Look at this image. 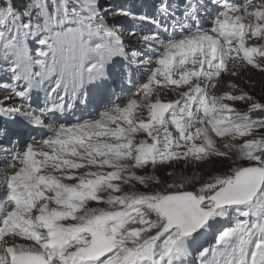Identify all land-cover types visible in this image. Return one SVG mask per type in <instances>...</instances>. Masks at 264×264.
<instances>
[{
	"label": "snow or ice",
	"instance_id": "1",
	"mask_svg": "<svg viewBox=\"0 0 264 264\" xmlns=\"http://www.w3.org/2000/svg\"><path fill=\"white\" fill-rule=\"evenodd\" d=\"M138 7L143 0H0V90L7 93L0 100V155L22 165L0 177L6 189L0 195V264H264V104L253 101L239 113L223 101L251 96L209 95L233 54L262 67L254 55L264 58V46L246 47L245 37L250 31L249 38H264V23L242 22L235 0H182L176 7L159 0L151 15ZM244 11L264 21V10ZM209 15L205 29L202 19ZM144 24L155 31L145 34ZM177 29L186 35L174 38ZM145 69L150 74L137 95L152 96L154 85L186 90L174 101L130 99L96 119L46 125L44 117L59 120L58 113L81 104L110 103L115 85ZM40 93L37 114L32 105L34 98L41 102ZM140 108L147 120L135 114ZM45 127L52 135L36 142L40 149L27 139L21 145L24 132L34 140ZM209 128L216 137L247 139L221 151ZM138 133L151 142H137ZM233 150L243 163L233 161L198 188L187 190L181 178L163 190L122 191L121 183L132 180L145 187L161 183L131 169L181 160L207 164L212 157L231 159ZM105 166L113 170L74 171ZM49 167L59 175L47 173ZM6 237L33 243L9 245Z\"/></svg>",
	"mask_w": 264,
	"mask_h": 264
},
{
	"label": "rangeland",
	"instance_id": "2",
	"mask_svg": "<svg viewBox=\"0 0 264 264\" xmlns=\"http://www.w3.org/2000/svg\"><path fill=\"white\" fill-rule=\"evenodd\" d=\"M246 0H241V7H240V14L242 17H244L243 21L245 24L253 23L254 19L252 17H248L244 11L246 9L243 7V4ZM109 3L112 4H140L141 0H108ZM159 2V0H143V7H138L134 9L135 11H143L147 12L149 15L152 13V5ZM182 0H172L173 7H176L178 4H180ZM150 5V6H149ZM258 7L254 6L253 11L257 10ZM250 12L249 10H247ZM125 27L130 26V22L123 21ZM143 28V31L145 34H151L155 31L153 26L151 24H144L141 26ZM207 29V28H205ZM139 30V29H138ZM177 31H181L177 29ZM176 36L178 34L176 33ZM125 40H132L135 43L136 38L130 36L127 32H125L124 35ZM246 46V45H245ZM253 46V47H261L264 46V40H261L259 42H256L254 38L250 40L249 44L246 46ZM242 53L240 56L242 57ZM156 58H158V53L153 54L151 59L154 61ZM144 59H147V57H144ZM230 65L232 66L233 63L242 64V66L245 68V73L241 75L232 76L230 75L228 78H223V81L220 82L221 75L215 79H217V83H215L214 87L211 89V92H209L210 96H222L225 94L233 95V96H239L241 94H247L252 97V100L254 102H259L264 104V58L259 57L258 55H254V61L257 64H260L262 67L257 68L253 65L247 66V62L243 61L242 59L238 58L233 54L232 57L229 59ZM236 64V66H237ZM155 65L152 64L150 67H154ZM238 67V66H237ZM254 68H257L255 71ZM150 73L147 72L145 69L143 72V75L139 72L135 73V75L132 77V82H128L127 80L122 83L114 86V94L111 95L110 103H105L103 106L99 105H92L91 107H86L85 105L81 104L79 107H74L72 110L68 111L64 115H60L59 120H57L55 117L52 119H48L45 117V123L46 125H51L52 128H58L60 126H72L76 124L78 121L82 122L84 120H91L99 118L100 113L113 108L116 105H119L121 107L125 106L126 103L130 99H136L138 103L140 104H147L149 102H154L157 97L161 99L162 102H170L174 101V99H178L180 92L186 90L184 87L177 88L175 86H168L167 88L164 87H158L153 86L156 90L153 93L152 96L145 97L143 94L137 95L139 92L138 84L143 83L146 81L147 75ZM139 76V77H138ZM174 87V88H173ZM127 88V89H126ZM243 91V92H242ZM229 92V93H228ZM236 94V95H235ZM7 95L6 92L0 90V100H3L4 97ZM256 95V96H255ZM175 97V98H174ZM40 103L37 104V101L33 100V107L38 108L43 107V93H40ZM253 101H233L230 99H226L223 102L228 104L230 108L234 110V112L240 111L239 113H244L248 110L250 107V104ZM108 104V105H106ZM99 106V108H97ZM105 107V108H104ZM96 109L97 112L95 111ZM95 113H94V112ZM242 111V112H241ZM83 112V113H82ZM93 112V114H91ZM90 114L92 116H90ZM96 114V115H95ZM139 118H143L145 120L148 119V114L146 109L140 108L135 113ZM228 115H231L232 113H225ZM95 115V116H94ZM70 118V119H69ZM253 118L255 119V116L253 115ZM69 121V122H68ZM56 122V125H53L52 123ZM10 127H18V125H9ZM200 126V125H196ZM114 127V125H113ZM170 130L173 131V134L176 135L174 128L170 127ZM52 135V131L50 128L45 127L42 132L33 133V136L35 139L28 138L27 132L23 133V138L21 139V145L24 143V139H27V142L33 143L34 148L40 149L42 147L41 144L36 143L37 141H41L43 139H47ZM209 135L212 137V139L215 142L216 147L221 151H227V149L224 148L225 144H242L244 142V139L247 138H236L232 139L231 137L225 136V137H216L214 133L211 132L209 128ZM101 139H109V138H101ZM142 139H148L149 142L150 138L147 137L146 133H138L136 135V141L139 142ZM197 143H200V141H196ZM45 151H50V149H47L46 147L43 148ZM231 159L227 157H212L211 163H203V162H197V161H191L187 165L183 160L181 161H173L171 163H168L166 165H159L155 168H153L151 165L146 166L143 169H131L130 172H135L138 176H153L158 178L161 183L157 184L154 181H149L148 186L145 187L144 185L140 184L139 181L132 180L128 184H123L120 181H114L115 183H121V188L123 192H149V191H156V190H163L166 188V185L169 183H172L173 180H176L177 182L180 181L181 178L184 179L185 182V188L187 190H192L193 188H198L201 183L206 181L209 176L213 174H224L226 173L231 166H233V161H235L237 164L243 163V161H240L236 158L235 151L230 153ZM9 164H14L15 167H6ZM22 165L19 163V161H13L10 158H5L4 156L0 155V177L6 175H11L15 171H17ZM113 169L108 168L105 166L104 168H97L92 167L90 169H78L74 170L76 174H83L87 171H94V172H102L107 173L109 171H112ZM47 173L56 174L59 175L58 172H54V170L49 167L45 169ZM130 172L123 173L122 175L128 176L130 175ZM171 173L172 175H169ZM64 183H76V181L73 180H64ZM174 189H170L172 191ZM116 195H119L121 193H114ZM101 195L106 196L107 193H101ZM55 206V205H50ZM89 207H100V208H106L108 207L106 204L102 202H89ZM16 238H12V241H8V244H31L33 242H29L25 240L24 238L20 239V243H18V240L16 241Z\"/></svg>",
	"mask_w": 264,
	"mask_h": 264
},
{
	"label": "bare ground",
	"instance_id": "3",
	"mask_svg": "<svg viewBox=\"0 0 264 264\" xmlns=\"http://www.w3.org/2000/svg\"><path fill=\"white\" fill-rule=\"evenodd\" d=\"M155 1V0H154ZM156 3V2H155ZM235 3H237V5L239 6V7H241V0H235ZM150 6V5H149ZM254 6H256V7H258V9H260V10H264V0H246L245 1V3L243 4V7H245L247 10H249L250 12H252L253 11V7ZM253 19H254V23H264V21H257L256 19H255V17H252ZM211 19H212V16H204L203 17V19H202V27L203 28H208L209 27V25H210V21H211ZM177 34H178V36H174V38H176V39H179V38H183L185 35H186V33H184V32H176ZM169 35H172V32H169L168 33ZM249 36H250V31H249ZM249 36H246L245 37V45L247 46L248 44H249V42H250V40H252V38H254L255 40H256V42H259V41H261V40H264V38H260V37H251V38H249ZM229 59L230 58H228L227 59V71L226 72H222V75H221V77H220V79H218V80H221L220 82H222L223 81V78H228L230 75H232V76H236V75H241V74H244L246 71H245V68L242 66V64H237V63H233L232 64V66L229 64L230 63V61H229ZM236 64H237V66H236ZM247 66H249V65H247ZM255 69V71L257 70V68H254ZM140 73V72H139ZM233 73H235V74H233ZM139 77V76H138ZM213 83L215 84V83H217V79H215L214 81H213ZM174 88V87H173ZM127 89V88H126ZM168 89V88H167ZM212 89V88H211ZM211 89H209V92H211ZM243 92V91H242ZM229 93V92H228ZM236 95V94H235ZM233 96V95H232ZM256 96V95H255ZM175 98V97H174ZM175 100V99H174ZM253 101V100H252ZM106 105H108V104H106ZM97 108H99V106L97 107ZM105 108V107H104ZM237 112H240V111H237ZM242 112V111H241ZM83 113V112H82ZM95 113V112H94ZM37 114H39V112L37 113ZM93 114V113H92ZM43 119H45V117L43 118ZM70 119V118H69ZM69 122V121H68ZM53 125H56V122H53L52 123ZM6 191V189H0V195H3V193ZM6 240H7V242L8 241H12V237H6L5 238ZM17 240H18V243H20L21 241H20V239L21 238H16ZM16 240V241H17ZM29 242H31V241H29ZM11 244H12V242H11ZM11 244H9V245H11Z\"/></svg>",
	"mask_w": 264,
	"mask_h": 264
},
{
	"label": "trees",
	"instance_id": "4",
	"mask_svg": "<svg viewBox=\"0 0 264 264\" xmlns=\"http://www.w3.org/2000/svg\"><path fill=\"white\" fill-rule=\"evenodd\" d=\"M259 114H260L259 112L255 113V114H254L255 118H256Z\"/></svg>",
	"mask_w": 264,
	"mask_h": 264
}]
</instances>
